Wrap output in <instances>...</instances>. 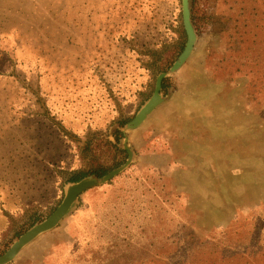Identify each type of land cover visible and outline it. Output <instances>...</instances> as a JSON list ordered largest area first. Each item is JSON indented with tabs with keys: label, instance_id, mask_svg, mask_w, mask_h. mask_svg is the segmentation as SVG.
Wrapping results in <instances>:
<instances>
[{
	"label": "rangeland",
	"instance_id": "1",
	"mask_svg": "<svg viewBox=\"0 0 264 264\" xmlns=\"http://www.w3.org/2000/svg\"><path fill=\"white\" fill-rule=\"evenodd\" d=\"M190 19L167 101L123 134L184 48L182 0H0V255L69 178L116 168L106 141L134 150L124 171L166 176L114 177L97 203L146 204L105 210L70 247L68 216L9 264H264V0H192Z\"/></svg>",
	"mask_w": 264,
	"mask_h": 264
},
{
	"label": "water",
	"instance_id": "2",
	"mask_svg": "<svg viewBox=\"0 0 264 264\" xmlns=\"http://www.w3.org/2000/svg\"><path fill=\"white\" fill-rule=\"evenodd\" d=\"M191 3L192 0H182V21L186 32V43L183 50L168 71L157 75L151 96L139 108L134 117L122 128L123 134L139 128L160 105L167 101L168 96H162L160 93L163 78L168 73L177 71L191 55L196 42L195 29L190 19ZM122 147L127 152V158L120 166L113 168L102 176L89 175L77 181L67 182L63 188V196L55 209L47 217L34 223L20 234L7 250L0 255V264L13 262L23 248L45 233L57 228L74 208L78 206L81 195L87 190L108 183L112 178L127 169L134 162L135 152L128 146L126 139L122 143Z\"/></svg>",
	"mask_w": 264,
	"mask_h": 264
},
{
	"label": "trees",
	"instance_id": "3",
	"mask_svg": "<svg viewBox=\"0 0 264 264\" xmlns=\"http://www.w3.org/2000/svg\"><path fill=\"white\" fill-rule=\"evenodd\" d=\"M226 22H229L230 20H225ZM211 79H214L213 77H211ZM124 123H122V125H123ZM121 138V132L118 130V131H116L115 132V134H114V139H115V141L116 142H118V140ZM106 144H108L110 147H112L115 151H116V153H118V155H120L119 156V160H117L114 164H115V166L117 167L118 165H120V164H122V162L124 161V159L126 158V154H125V151H123V150H120L119 148H117V145L114 143H111L110 141H106ZM146 172H148V173H150V174H148V175H146V176H142V173H146ZM95 175H97V176H101V175H103L105 172L102 170V169H100V168H95ZM93 173V174H94ZM122 174H128V175H130L131 177H129V176H127V179L128 180H130V178L132 179V181H133V183L134 182H140V183H142V182H146V181H151V183H159L160 181H162L164 178H166V176L163 174V172H161V171H158L157 169H154V168H150V169H137V168H135L134 167V165H132L131 166V168H129L128 170H126L124 173H122ZM87 175H90V173H89V171H85V172H81L80 174H75V176L74 177H71V178H69V180H68V182H72V181H77V180H79V179H81L82 177H85V176H87ZM151 178V179H150ZM124 182H126V180L124 181ZM131 200H133V199H131ZM130 200V201H131ZM135 200V199H134ZM133 200V201H134ZM130 201H123L119 206H116L114 209H112V210H115V209H118V208H123V207H132V208H137L138 207V205H144V204H146V202H147V199L145 198V197H142V198H140V199H136L135 200V203L134 204H132ZM132 201V202H133ZM119 204V203H118ZM121 208V209H122ZM138 209H140V210H142L143 208H141V207H139ZM111 213V212H110ZM110 213H107V214H105V215H102L101 216V218L99 219V220H97L96 221V224L97 223H101V224H105L106 223V220L108 219V217H109V215H110ZM111 217V216H110ZM110 217H109V220H110ZM85 228H82V229H80V231L78 230V235L76 234L75 236H73V241L70 243V244H68V246L70 247V246H74L75 245V243H76V241H78V239L80 238V235H81V233H82V231L84 230Z\"/></svg>",
	"mask_w": 264,
	"mask_h": 264
},
{
	"label": "crops",
	"instance_id": "4",
	"mask_svg": "<svg viewBox=\"0 0 264 264\" xmlns=\"http://www.w3.org/2000/svg\"><path fill=\"white\" fill-rule=\"evenodd\" d=\"M147 142L148 141H145L144 143H147ZM143 163H145V162H143ZM149 166H153V165L149 164ZM134 167L137 168L138 164ZM124 172L125 171H123L122 173H124ZM122 173H120V174H122ZM120 174H118V175H120ZM117 176H115V177H117ZM118 181H121V180H118ZM120 188L121 187L119 186V184L112 185V183H109V184L105 183L101 186L93 187V188L87 190L85 193H83L80 197V201L83 199V206L75 207L74 210L68 215V216H71L70 219H71V222H72L74 228L80 230L83 226L97 221L99 219V216L107 214L105 210L114 209L116 206H119L122 202L119 204L118 203L114 204L115 206H113V207L108 206L106 208H105V206H106L107 202L106 203L104 202L105 203L104 205H102L103 203L100 204L97 202L99 201V199H103L106 196L107 192H109V191H111V192L120 191ZM121 200H124V199H121ZM98 206H102V208L98 209ZM53 230H51V231H53ZM47 233H49V232H47ZM77 233H78V231L76 233H74L73 235L75 236Z\"/></svg>",
	"mask_w": 264,
	"mask_h": 264
}]
</instances>
